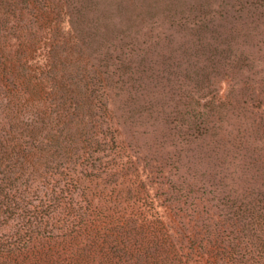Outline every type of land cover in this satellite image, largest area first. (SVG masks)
<instances>
[{"label": "trees", "instance_id": "16d2710c", "mask_svg": "<svg viewBox=\"0 0 264 264\" xmlns=\"http://www.w3.org/2000/svg\"><path fill=\"white\" fill-rule=\"evenodd\" d=\"M93 5L0 0V264H264V184L233 199L210 240L154 212L148 175L110 125L108 56L91 61ZM251 5L264 15V0ZM262 98L250 114L264 144ZM232 106L219 93L203 105Z\"/></svg>", "mask_w": 264, "mask_h": 264}, {"label": "rangeland", "instance_id": "374dc122", "mask_svg": "<svg viewBox=\"0 0 264 264\" xmlns=\"http://www.w3.org/2000/svg\"><path fill=\"white\" fill-rule=\"evenodd\" d=\"M255 1L93 0L87 15L91 61L108 56L116 141L148 175L154 212L180 237L220 234L233 199L264 184V144L250 114L256 97L264 105V15ZM211 93L233 106L210 113ZM254 138L260 151L251 153Z\"/></svg>", "mask_w": 264, "mask_h": 264}]
</instances>
